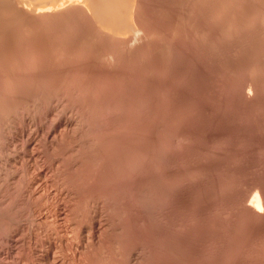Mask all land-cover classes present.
I'll list each match as a JSON object with an SVG mask.
<instances>
[{
	"label": "rangeland",
	"instance_id": "obj_1",
	"mask_svg": "<svg viewBox=\"0 0 264 264\" xmlns=\"http://www.w3.org/2000/svg\"><path fill=\"white\" fill-rule=\"evenodd\" d=\"M140 1L116 44L0 4V264H264V0Z\"/></svg>",
	"mask_w": 264,
	"mask_h": 264
},
{
	"label": "bare ground",
	"instance_id": "obj_2",
	"mask_svg": "<svg viewBox=\"0 0 264 264\" xmlns=\"http://www.w3.org/2000/svg\"><path fill=\"white\" fill-rule=\"evenodd\" d=\"M8 4H10L15 10L19 11L20 13L22 14H25L28 18H30L28 21H33L34 23L30 24V26H33L35 24V20H43V21H46V23L48 22L47 20H52V26H54V22H55V18H58V22L61 21H65L67 19H71L73 18L75 20V23L78 22L75 18H77V16L81 15L80 17H85V21L88 22V20L91 22V25H93V28H94V33L98 34L99 36H104L105 38H109L111 40L110 44L112 43V41L118 43L120 42H124V41H127L128 37H127V33L128 32H137V24H139V13L138 10V0H6ZM5 1V2H6ZM1 2V1H0ZM4 1L2 3H5ZM140 4L141 2L143 1H140ZM0 3V4H2ZM9 6V7H11ZM142 6V5H141ZM3 7V5H2ZM9 7H6L5 8H9ZM10 9L11 10H14V9ZM140 7V5H139ZM4 8V7H3ZM2 8V9H3ZM138 9V10H137ZM1 10V9H0ZM4 11H6V9H4ZM140 11V10H139ZM8 12V9L7 11ZM6 12H4V14L2 13V15H5L6 16ZM141 12V11H140ZM8 15H10V13H7ZM142 14L143 13V10H142ZM141 14V15H142ZM1 15V13H0ZM7 15V16H8ZM11 16V15H10ZM143 16V15H142ZM140 16V17H142ZM20 17V16H19ZM22 17V16H21ZM75 17V18H74ZM78 17V18H80ZM5 18V17H4ZM9 18V16H8ZM27 18V19H28ZM2 19H3V16H2ZM18 19V18H17ZM33 19V20H32ZM35 19V20H34ZM141 19V18H140ZM9 20V19H8ZM12 20V19H10ZM18 21V20H17ZM36 21V22H37ZM57 21V19H56ZM145 21V18L144 20ZM143 21H141L142 23H144ZM21 22V21H20ZM39 22V21H38ZM67 22V21H66ZM72 22V21H71ZM74 22V21H73ZM84 22V21H83ZM90 22H88V24H90ZM18 23V22H17ZM57 24V22H55ZM65 23V22H64ZM79 23H80V20H79ZM61 24V22H60ZM63 24V23H62ZM61 24V25H62ZM68 24V23H67ZM70 24V23H69ZM38 25V23H37ZM40 25H45V22L44 24H39V28L41 27ZM50 24H46V26H49ZM59 25V24H57ZM60 25V26H61ZM64 25V24H63ZM66 25V24H65ZM78 25V24H77ZM141 27H142V24H140ZM4 26V25H3ZM2 26V27H3ZM8 26V25H7ZM28 26V25H27ZM59 26V27H60ZM139 26V25H138ZM144 26V25H143ZM13 27V26H12ZM16 27V26H15ZM29 27V26H28ZM34 28H36L37 26H33ZM32 27V30L34 29ZM50 27V26H49ZM48 27V28H49ZM71 27V25L69 26ZM84 27V26H83ZM140 27V28H141ZM22 28V27H21ZM67 28V27H66ZM143 28V27H142ZM18 29V28H17ZM55 29V28H54ZM62 29V28H61ZM81 29V27H80ZM79 29V30H80ZM146 29V28H145ZM1 32L3 31L2 29H0ZM7 30V29H6ZM9 30V29H8ZM34 30H39L41 31L40 29H34ZM56 30H58V28H56ZM55 30V31H56ZM68 30V29H67ZM75 30V29H73ZM83 30V29H82ZM81 31H78V30H75V31H78V32H82ZM93 30V29H92ZM92 30H88V31H92ZM140 30V29H139ZM142 30V29H141ZM22 31V30H21ZM53 31V30H51ZM54 31V33H55ZM146 32V30H143V32ZM24 32V31H23ZM57 32V31H56ZM61 32V31H60ZM84 32V31H83ZM148 32V31H147ZM3 33V32H2ZM37 33V32H36ZM42 33V32H40ZM39 33V34H40ZM53 33V32H52ZM59 33V32H58ZM67 35H70V33H72V31L70 33L66 32ZM73 33H75L73 31ZM89 33V32H87ZM1 34V33H0ZM35 34V33H34ZM57 34V33H56ZM86 34V33H84ZM96 34H94L96 36ZM131 34V33H130ZM4 35V34H3ZM36 35V34H35ZM49 35V34H48ZM47 35V36H48ZM87 35V34H86ZM89 35V36H88ZM87 37H90L91 36V33L88 34ZM29 36V35H28ZM60 36V35H59ZM130 36V35H129ZM24 37V36H23ZM54 37V36H53ZM62 37V36H61ZM64 37V36H63ZM73 37V36H72ZM78 37V36H77ZM97 37V36H96ZM103 37V38H104ZM6 38V37H5ZM14 38V37H13ZM55 38V37H54ZM82 38V37H81ZM98 38V37H97ZM95 38V39H97ZM104 38V39H105ZM131 38V37H130ZM42 39V38H41ZM101 38V40H104ZM1 40V39H0ZM47 40H50L49 38ZM46 40V41H47ZM72 40V39H71ZM70 40V41H71ZM77 40V39H76ZM99 40V41H101ZM15 41V40H14ZM65 41V40H63ZM89 41V40H88ZM98 41V39H97ZM109 41V40H108ZM129 41V39H128ZM9 42V41H8ZM12 42V41H11ZM26 42V41H25ZM45 42V41H44ZM57 42V41H56ZM55 42V43H56ZM75 42V40H74ZM79 42V40H78ZM105 42V41H104ZM107 42V41H106ZM14 43V42H13ZM77 43V41H76ZM109 44V42H107ZM61 44V43H60ZM96 44V43H94ZM93 44V45H94ZM102 44V43H101ZM100 44V45H101ZM48 45V44H47ZM63 45V44H62ZM97 45V44H96ZM99 45V44H98ZM99 45V46H100ZM103 45V44H102ZM113 47L116 48V46L118 45H115L112 44ZM121 45V44H120ZM7 46V45H6ZM49 46V45H48ZM64 46H66L64 44ZM107 47L109 45H106ZM105 46V47H106ZM122 46V45H121ZM120 46V47H121ZM46 47V46H45ZM51 47V46H50ZM63 47V46H62ZM77 47V46H76ZM89 47V46H88ZM101 47V46H100ZM26 48V47H25ZM57 48V47H56ZM64 48V47H63ZM66 49L68 47H65ZM71 48V47H70ZM68 48V49H70ZM83 48V47H82ZM80 48V49H82ZM86 48V46H85ZM94 48V47H93ZM111 48V46H110ZM23 49V48H22ZM50 49V48H49ZM54 49V48H53ZM52 49V50H53ZM74 49V47H73ZM84 49V48H83ZM106 49V48H105ZM109 49V48H107ZM106 49V50H107ZM114 49V48H112ZM58 50V49H57ZM64 50V49H63ZM120 50L118 47H117V51ZM49 51V50H48ZM51 51V50H50ZM54 51V50H53ZM71 52V49L69 50ZM77 50H75L76 52ZM84 51V50H83ZM45 52V51H44ZM68 52V51H67ZM81 52V51H79ZM78 52V53H79ZM85 52V51H84ZM107 52H110V51H107ZM21 53V52H20ZM18 53V54H20ZM66 53V51H65ZM111 53H112V50H111ZM51 54V53H50ZM67 54V53H66ZM72 54V53H71ZM75 54V53H74ZM73 54V56L75 57V55ZM77 54V53H76ZM107 54V53H106ZM105 54V55H106ZM115 54V53H114ZM116 54H118L116 52ZM48 55V54H47ZM60 55V54H59ZM70 56V53L68 54ZM12 56V55H11ZM17 56V55H15ZM20 56V55H19ZM63 56V54H62ZM67 56V55H66ZM73 56H70V57H73ZM77 56V55H76ZM111 56V55H110ZM8 57V56H7ZM14 57V56H13ZM18 57V56H17ZM107 57V56H106ZM119 57V55L117 56ZM19 58V57H18ZM21 58V57H20ZM19 58V59H20ZM58 58V57H57ZM113 58H114V55H113ZM67 59V58H66ZM72 59V58H71ZM45 60V59H44ZM61 60V59H60ZM73 60V59H72ZM115 60V59H114ZM8 61V60H7ZM48 61V60H47ZM67 61V60H66ZM69 61V60H68ZM11 62V61H10ZM16 62H18L16 60ZM26 62V61H25ZM30 62V61H28ZM51 62V61H50ZM62 62V61H61ZM74 62V61H73ZM82 62V61H81ZM85 62V61H84ZM13 63V62H12ZM44 63V62H43ZM64 63V62H63ZM53 64V63H51ZM57 64V63H56ZM62 64V63H61ZM73 64V63H72ZM22 65V64H21ZM27 65V64H26ZM60 65V64H59ZM71 65V64H69ZM74 65V64H73ZM29 66V65H28ZM35 66V65H34ZM84 66V65H83ZM28 68V67H27ZM49 68V67H48ZM67 68V67H66ZM72 68V67H71ZM51 69V68H50ZM49 70V69H48ZM85 70V69H84ZM20 71V70H19ZM45 71V70H44ZM74 71V70H73ZM84 72V71H83ZM39 74V73H38ZM44 79V78H43ZM103 79V78H102ZM106 79V78H105ZM31 81V80H30ZM25 82V81H24ZM84 86V85H83ZM84 88V87H83ZM109 102V101H108ZM118 101H116L117 103ZM115 104V103H114ZM258 191V190H257ZM254 192L251 196V199H250V202H249V205L251 207H253L255 210L259 211L262 209V198H261V195L259 192Z\"/></svg>",
	"mask_w": 264,
	"mask_h": 264
}]
</instances>
